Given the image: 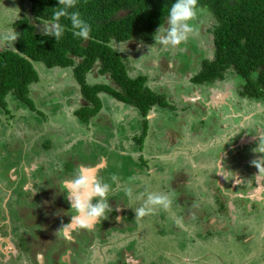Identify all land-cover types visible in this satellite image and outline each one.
Returning a JSON list of instances; mask_svg holds the SVG:
<instances>
[{
	"label": "rangeland",
	"instance_id": "rangeland-1",
	"mask_svg": "<svg viewBox=\"0 0 264 264\" xmlns=\"http://www.w3.org/2000/svg\"><path fill=\"white\" fill-rule=\"evenodd\" d=\"M22 15L28 16L33 22L27 0H0V33L12 31L18 36V29L13 27V22ZM212 21L208 9L197 8V16L189 21L193 31L189 33L185 41L174 47L155 46L154 39L146 41L138 37L120 42L112 41V46L125 59L128 74L131 77L139 74L146 75L147 85L154 91L164 93L169 102L167 107L154 106L149 111L148 131L144 139L145 143L143 142L145 146L141 152H136L137 146H133L135 144L133 136L138 135L141 128V115L135 107L120 102L109 94L100 93L101 110L88 124H83L74 115V110L84 101L79 93V86L73 77L71 67H46L42 62L36 61L34 67L38 71L39 81L30 86V97L34 101V108L23 104L16 107L12 95L7 96L10 113L0 108V140L3 142H0V152L3 151L5 154H0V164L10 153L14 155L18 153V156H21L23 150L28 161L29 158L32 160L35 156L37 163H33L34 165L37 167L47 165L49 174L58 175L60 173L55 168L62 167L63 163L69 166L75 161V164L80 165V159L82 163H85L88 157L94 159L93 157L101 156L107 159L108 163L101 167L99 177L107 179L114 173L124 175L125 172L114 164L117 156L115 151L126 153V150L130 151V147H134L135 150L130 151L132 154L119 156L125 163L129 162L127 164L133 166L132 159L141 153L140 155L147 161V169L145 172L133 173L131 177L123 180L126 183L123 187L124 192L121 191L108 198L118 200V202L120 199L124 200L122 196L124 193L128 195L126 189H130V209L124 217L129 216L134 223L128 224L126 230L106 233L107 240L119 239V245L124 247L129 243L130 238L135 237L132 244H135V249L139 250L134 253V257L140 258V256L148 255L156 257L155 264L164 262L172 264H264V260H261L264 256V218L260 212L254 211L250 214L252 215L248 217L250 227H247L249 222H240L241 230H246V237L245 241L241 239L237 242L231 234L204 238L201 231L196 232L190 229V232L183 231L182 226H187L193 221V217L184 218L182 214L179 216L177 209L173 207L174 210H172L171 208L173 204L171 197L175 194L166 180L176 169L179 171L177 178L184 174L186 180L183 189H180V192L186 196L184 201L188 202L190 199L189 208L197 207L202 211L206 208L202 205L203 197H200L201 193H199L201 186L206 183L208 186L217 177L214 175V163L217 156L214 148L217 149L221 144H218L220 140L216 137L210 138L208 133L212 131L211 127H215V136L220 137L223 129L218 126V122L221 121H215L216 112L215 115L214 112H210L204 118V112L199 111L197 105H193L196 101L193 93L196 91L198 96L200 93L204 95L205 90H209L208 92L214 88L222 90L224 84H230L229 77L232 76L233 80L235 78L232 71H229L222 82L216 80L212 84L194 86L189 80L190 75L180 76L176 73L178 67L182 69L180 63L188 59L189 51L197 57L213 56V36L208 31ZM41 29L42 24L37 26V31L40 33H42ZM4 48L13 49L14 44L13 46H0V49ZM200 60L201 58L199 62ZM97 69L98 67H95L87 75L89 83H108L117 88L108 74H100ZM195 69H198V66ZM232 94L235 95L234 99L237 102L242 100L236 92L233 91ZM242 103L244 112H240L239 115H252L253 118L250 120L258 124H261L262 118L264 121L263 102L261 106L249 99H244ZM239 105L240 102L233 104L234 114L238 113ZM225 113L231 114L230 108L227 112L224 110L223 115ZM209 125L212 126L209 127ZM263 130L264 124L260 133ZM16 139H18L19 147ZM4 142L17 147H11L8 151L5 149ZM136 166L135 168H138ZM235 170L245 172L241 168ZM73 171L75 170L71 168L67 170L68 173H73ZM215 174L217 175L218 172ZM101 181L108 184L105 180ZM115 184L121 186L122 179H117ZM113 192L111 191L110 194ZM149 192L167 195L170 205L167 209L155 206L143 218L137 217L134 209L144 203ZM177 204L179 206V203ZM183 210L186 208L184 207ZM10 212L14 216V211ZM235 223L239 224L237 221ZM179 228L180 233L176 231ZM236 231L235 229L233 232ZM27 235L36 238V228H29ZM258 251H260L259 255H257ZM186 256L190 257L189 262L183 260ZM178 257L180 258L177 259Z\"/></svg>",
	"mask_w": 264,
	"mask_h": 264
},
{
	"label": "flooded vegetation",
	"instance_id": "flooded-vegetation-1",
	"mask_svg": "<svg viewBox=\"0 0 264 264\" xmlns=\"http://www.w3.org/2000/svg\"><path fill=\"white\" fill-rule=\"evenodd\" d=\"M233 76L236 81L233 80L232 76L229 77L231 79L230 84H224L222 90L216 88L212 89L211 92L205 90L204 95L200 93L198 96L196 91L193 93L196 97L193 105H197L199 111L204 112V118L210 112H214V115L216 112L215 121H221L218 122V126L223 129L221 136L217 137L214 133L215 127L209 125L212 129L208 133L209 137L214 136L220 140L218 144H224L217 149L214 148L217 151L214 163L216 179L211 180L213 183L208 186V183L202 184L199 191L201 193L200 197H203L201 199L202 205L205 206L206 210L202 211L197 207L189 208L190 199L188 202L184 201L186 196L180 192V189H183L186 180L184 174L177 178L179 173L177 169L169 176L166 183L169 184L175 194L171 197L174 204H171L172 210L177 209L179 216L182 214L184 218L193 217V221L188 223L187 226H182L183 231H201L205 236L204 238L231 234L234 240L238 242L241 239L245 241L246 237V230H241L240 222H249L247 227H250L248 217L252 216L250 214L254 211L260 212L262 218H264V153L255 151L259 145L260 136L264 137V130L260 133L264 121L263 118L260 120L259 116L255 114L261 122V124H258L256 121L250 120V118H253L252 115H239V113L244 112L242 107L244 99L253 100L260 106L262 102L264 103V99L242 96L239 93L240 80L237 79L235 74ZM233 91L242 99L238 101L240 105L237 114H234L233 104L238 102L234 99L236 97L233 96ZM83 101L80 106L86 104L84 99ZM158 106L163 107L155 105V107ZM229 108L231 114L225 113L223 115L224 110L227 112ZM148 118L149 114L146 116L147 131ZM142 119L141 116L140 133L133 136L135 142L133 146H137L136 152H141L144 149V139L147 136L146 133L144 138L138 141V137L142 133ZM31 134L33 133L31 132ZM26 138L28 139V137ZM17 140L16 143L19 147ZM0 142L3 143L2 140ZM4 145L8 151L11 147H17L16 145H8L7 142H4ZM134 147H130L129 150L134 151ZM130 151L126 150V153L115 151L117 156L114 164L118 169L125 171L124 175L114 173L108 176L107 179L102 176L99 177L101 166L91 176L92 182L103 183L101 180H105L108 184L110 183L109 194L104 199L109 202L112 210L108 214L106 213L105 218L101 217L94 221L81 218L78 223H74L75 219L73 218L81 217L82 214L75 206H72V200L69 197L72 194V188L68 181L83 168H93L103 162L106 166L107 159L105 160L101 156L93 157L95 160L99 159L95 165H83L79 170L75 168L76 165L78 166L75 161L71 163V167L63 163L62 167L55 168L60 173L58 175L49 174L47 165L46 167L34 165L33 163H37V157L35 156L32 160L29 158L28 161L23 150L21 156H18V153L15 155L10 153L9 156L3 159L0 164V207L4 208L3 210L0 208V264H155L156 257L149 255L140 256V258L134 257V253L139 249H135V244H132L134 242L133 238H135L132 234L133 238H130L129 243L124 247L119 245V239L110 241L105 237L106 233L126 230L128 224L134 223L129 216L128 218L124 217L127 210L130 209L129 195L124 193L122 196L124 200L120 199L119 202L115 199H108L121 193V191L124 192L125 182L123 180L131 177L133 173L138 174L142 171L145 172V169H147V161L140 155L141 153L132 159L133 166L128 165L129 162L122 165L123 160L119 155H130L132 154ZM0 154H4V152L2 151ZM220 155V164L224 167L223 169L218 165ZM81 160L80 162H82ZM253 160H260V168L252 163ZM135 166L138 168H135ZM69 167L75 171L68 173ZM142 168L143 170H141ZM236 168H241L245 172H237L238 169L235 170ZM218 171H224L226 177L220 173L216 175L215 173ZM117 179H122L121 186L115 184ZM111 191L114 192L110 194ZM185 191L187 192V190ZM95 202L93 200V203ZM177 203H179V206ZM184 207L186 210H183ZM10 211H14V216L11 215ZM236 221L239 224H236ZM31 227L36 228V238L27 235ZM235 229L237 231L233 232ZM3 230H5V233H3ZM176 231L180 233V228ZM259 252L257 255L260 254ZM183 260L189 262L191 259L186 256ZM261 260H264V256ZM163 264L172 263L164 262Z\"/></svg>",
	"mask_w": 264,
	"mask_h": 264
},
{
	"label": "trees",
	"instance_id": "trees-1",
	"mask_svg": "<svg viewBox=\"0 0 264 264\" xmlns=\"http://www.w3.org/2000/svg\"><path fill=\"white\" fill-rule=\"evenodd\" d=\"M27 1L33 22L26 15L15 20L13 27L18 29V37L14 48L0 49V108L10 113L9 95L16 107L23 104L34 108L30 86L39 81L34 62H42L46 67H71L86 101L74 110V115L88 124L102 108L99 94L107 93L139 111L143 118L138 137L141 141L147 133L146 116L151 108L166 107L169 102L164 93L147 85L146 75L128 74L124 57L111 43L133 37L153 40L157 28L166 22L173 0H77V7L71 11H79L90 24V37H75L70 21L61 18L65 33L58 41L37 31V26L49 20L59 7L58 0ZM199 7L208 9L212 16L208 31L213 36V56L197 57L189 51L188 59L180 63L182 69L178 62L176 73L190 75L189 80L199 85L223 80L232 71L240 80L242 96L264 99V0H198ZM95 67L100 74H108L117 88L108 83H89L87 75ZM98 160L88 157L75 168L93 166Z\"/></svg>",
	"mask_w": 264,
	"mask_h": 264
},
{
	"label": "clouds",
	"instance_id": "clouds-1",
	"mask_svg": "<svg viewBox=\"0 0 264 264\" xmlns=\"http://www.w3.org/2000/svg\"><path fill=\"white\" fill-rule=\"evenodd\" d=\"M58 3L59 7L52 13L51 18L46 22H41L42 34L54 37L56 41L60 40L65 33V26L60 21L61 18H66L70 21L73 35L82 40H88L91 32L90 24L82 18L79 11H71L77 7V0H58ZM197 4L198 0H173L166 16V23L161 24L153 34L154 45L174 47L185 41L189 33L193 31L189 21L197 16ZM17 37L12 31L0 33V46H13ZM255 151L264 153V137L260 136V142ZM220 161L221 155L218 165L223 169ZM252 163L260 168V160H253ZM218 173L225 176L224 171H218ZM68 183L72 185V194L69 195L72 206H75L82 214L81 217L73 219L88 218L94 221L101 217L105 218L106 213L112 210L109 202L104 199L109 191L108 184L90 183L89 178L83 174V170H80ZM126 192L129 196L131 195L130 189H126ZM93 200L96 202L93 203ZM169 205L170 200L167 195L149 192L144 203L134 211L137 217H143L149 214L155 206L167 209Z\"/></svg>",
	"mask_w": 264,
	"mask_h": 264
},
{
	"label": "water",
	"instance_id": "water-1",
	"mask_svg": "<svg viewBox=\"0 0 264 264\" xmlns=\"http://www.w3.org/2000/svg\"><path fill=\"white\" fill-rule=\"evenodd\" d=\"M103 165H104V162H103L102 164H98V165H96V166L93 167V168H89V169L83 168V174L89 178L90 183L92 182L91 176L94 175V174L96 173V171L98 170V168H100V167L103 166ZM70 187L72 188V185H71V184H70ZM89 190H90V189H89ZM82 191H83V190H82ZM78 220H79V219H77V220L75 219V220H74V223H78ZM74 223H73V224H74Z\"/></svg>",
	"mask_w": 264,
	"mask_h": 264
},
{
	"label": "crops",
	"instance_id": "crops-1",
	"mask_svg": "<svg viewBox=\"0 0 264 264\" xmlns=\"http://www.w3.org/2000/svg\"><path fill=\"white\" fill-rule=\"evenodd\" d=\"M5 49V48H4ZM9 49H11V48H9Z\"/></svg>",
	"mask_w": 264,
	"mask_h": 264
}]
</instances>
